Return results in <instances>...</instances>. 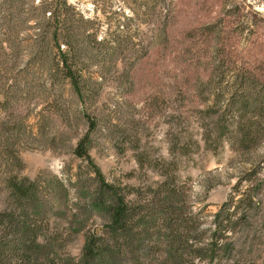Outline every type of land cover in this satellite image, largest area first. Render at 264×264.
<instances>
[{
	"label": "rangeland",
	"instance_id": "obj_1",
	"mask_svg": "<svg viewBox=\"0 0 264 264\" xmlns=\"http://www.w3.org/2000/svg\"><path fill=\"white\" fill-rule=\"evenodd\" d=\"M40 1L0 0V211L10 179L40 178L38 196L58 177L68 215L82 208L69 184L88 186L95 168L121 187L170 176L192 241L171 261L159 227L123 264H264V0H165L168 17L150 0H65L67 13L45 0L67 32ZM86 134L93 165L73 152ZM80 218L49 220L68 230L72 258L102 223L95 214L72 233Z\"/></svg>",
	"mask_w": 264,
	"mask_h": 264
},
{
	"label": "trees",
	"instance_id": "obj_2",
	"mask_svg": "<svg viewBox=\"0 0 264 264\" xmlns=\"http://www.w3.org/2000/svg\"><path fill=\"white\" fill-rule=\"evenodd\" d=\"M150 1L152 5L147 6V10L152 13L156 12L163 17L173 14V2ZM58 5L65 13L74 10L65 0H58ZM47 6L48 3L41 0L37 8L43 16L49 12L47 19L55 20L54 30L69 31V19L65 17L59 20L60 15L57 12L60 9L50 12ZM78 21L82 24L89 22L81 17ZM124 42L125 40H116L117 45ZM62 61L64 76L70 80L73 89L79 92L75 71L63 55ZM88 141L86 134L79 139L73 152L93 165L88 153ZM94 171L95 174L88 178L90 183L88 186L84 185L85 188L78 183L69 184L79 186L77 199L82 208H75L73 214L68 211V215L60 208L64 206L62 201H66L69 188L58 177L52 176L47 180L48 188H40L43 192L39 193V197L35 192L42 183L40 178L34 181L27 178L10 179L11 197L6 207L0 211V264H123V260L129 258L135 249L138 251L137 248H145L150 243L151 236L158 232L159 227L165 228V243L171 245L174 251L171 261L178 260L180 257L175 254L177 247H186L192 240L188 220L182 215L185 208L181 196L183 194L176 191L172 178L167 176L146 186L131 188L106 182L98 168ZM144 189L148 194L142 192ZM133 193L135 199L128 203L127 195ZM47 196H50L51 205L45 204L44 198ZM78 212H81L82 222L79 221L72 233L83 230V221L86 222L95 214L101 217L102 223L85 233L80 255L72 258L65 253V247L70 241L67 237L68 230L64 229L63 232L55 228L49 232V220L66 221ZM195 251L197 255L201 254V248H196Z\"/></svg>",
	"mask_w": 264,
	"mask_h": 264
}]
</instances>
